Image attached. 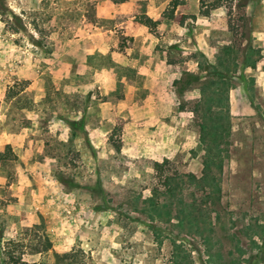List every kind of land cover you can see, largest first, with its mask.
Masks as SVG:
<instances>
[{
    "label": "rangeland",
    "instance_id": "1",
    "mask_svg": "<svg viewBox=\"0 0 264 264\" xmlns=\"http://www.w3.org/2000/svg\"><path fill=\"white\" fill-rule=\"evenodd\" d=\"M168 3L0 0V264H264V0Z\"/></svg>",
    "mask_w": 264,
    "mask_h": 264
},
{
    "label": "trees",
    "instance_id": "2",
    "mask_svg": "<svg viewBox=\"0 0 264 264\" xmlns=\"http://www.w3.org/2000/svg\"><path fill=\"white\" fill-rule=\"evenodd\" d=\"M204 1L205 0H199V3H200L201 6L203 5ZM182 2H183V0H169V3H168V8L170 10V14L168 15L169 17L172 16V12L179 5H181ZM214 7H215V5H214ZM214 7H212V8H214ZM207 14H208L207 10L202 12V15H204V16L207 15ZM142 23L146 24V22H142ZM243 65L247 66V67H250V68H254L255 61L254 60L251 61V59L246 55L244 57V60H243ZM204 89L205 88H203V87L200 89V92H201L202 95H203ZM200 129L205 132V131H207V126L206 125H201ZM214 147H215V149L218 148L216 143H215ZM211 148H213V147H211V145H209V144L205 145V152H206V159L204 161L205 168H208V166L212 165V160L213 159L218 158L217 155H211ZM4 157H5L4 154H0V159H4ZM164 162H165V160H164ZM160 166H161V163L155 162L153 164L154 171L155 172H159ZM172 181L174 182V180L171 177H168V176H166L165 179H164V191L161 193L164 196V199H163L164 202H168V200H170L171 196L174 193L175 187H174ZM176 187H177V185H176ZM151 192H152V196H156L157 189H152ZM151 199L153 200V197ZM151 199H150V201H151ZM163 206H165V203L163 204ZM65 256H67V255H65ZM8 258L10 260V263H8V264H27L26 262H22L20 260H14L12 257H8Z\"/></svg>",
    "mask_w": 264,
    "mask_h": 264
},
{
    "label": "crops",
    "instance_id": "3",
    "mask_svg": "<svg viewBox=\"0 0 264 264\" xmlns=\"http://www.w3.org/2000/svg\"><path fill=\"white\" fill-rule=\"evenodd\" d=\"M142 49H144V48L142 47ZM144 54H146V51L141 50L140 51V55H139L140 58L143 57ZM262 61H264V60H258V62H255V68H256V70L258 69L260 71V74H256V77L259 78V79H264V68H262V66H261ZM145 64H146L145 62H141V64H140L141 65V69H143V67H144ZM247 69L248 70H251L250 67H247ZM144 70H145V68H144ZM142 74H144V73H142Z\"/></svg>",
    "mask_w": 264,
    "mask_h": 264
}]
</instances>
